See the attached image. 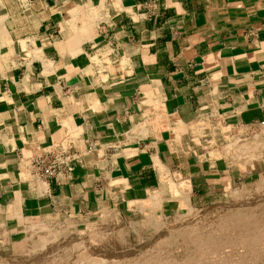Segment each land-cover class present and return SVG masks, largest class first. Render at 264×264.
Returning <instances> with one entry per match:
<instances>
[{"label":"crops","instance_id":"0c3cea01","mask_svg":"<svg viewBox=\"0 0 264 264\" xmlns=\"http://www.w3.org/2000/svg\"><path fill=\"white\" fill-rule=\"evenodd\" d=\"M219 127H264V0H0V226L157 211L184 185L192 204L264 172L215 156ZM60 146L74 173L37 176Z\"/></svg>","mask_w":264,"mask_h":264},{"label":"rangeland","instance_id":"374dc122","mask_svg":"<svg viewBox=\"0 0 264 264\" xmlns=\"http://www.w3.org/2000/svg\"><path fill=\"white\" fill-rule=\"evenodd\" d=\"M214 133H215V140L217 143H215L214 147L211 145V150L214 148V150L217 151V153H215V156H219L220 154H224L221 151L223 149L219 150V148H222L223 146H225V144H227L231 140H233V143L240 142V140L246 141L248 143H255L260 138L263 139L264 138V127H261L259 129H256V130H253V129L251 130L250 128H243V129L231 128V129H228V128L219 127L217 129H215ZM230 136H231V138H229ZM252 138H254L255 140H253ZM233 153H235V148L233 149ZM261 159L264 160V157H261ZM261 159L260 158L254 159L253 163H257V162L261 163L263 165V168H264V162ZM231 162H232V168L233 169L240 167V166H238V163L236 161H231ZM249 170H250V168H249ZM243 174L249 175L250 172H244ZM238 178H235V183H233V184L228 182L231 186V189L229 190L230 192L232 191L231 193L229 191H226L227 190L226 188L229 187L228 183H226L225 186L222 183H220V184L217 183V185L215 184V186H216L215 188H213V186L211 185V198L209 200H206V201L193 202L192 206H193V210L195 212L193 211V212H190L189 214L187 213V211L184 214H182L181 210H180L179 203L173 202L172 204L168 203L164 209L160 208L157 211H154L155 209H153V211H152L153 206L145 204L143 206L144 212H140V214H136V212H135L134 215L128 214L124 210H122V211H105V212H101L95 216L84 217V218L70 219V218H64V217H55V218L45 217V218H40V219L34 220V221H32V223L44 222L46 220V221L52 222L54 224H57L59 227H62V228H65V227L67 228L69 225V231L74 236L77 233L78 234L79 233H85L90 226H94V227L95 226H98V227L104 226L103 223H105V220L108 217H111L110 219L112 221H114L116 228H122L123 229V233L127 237V244L129 246V249H132L131 252H133L135 254L133 256H132V254H130L129 256H126V258L124 257L123 258L124 260L119 261V263H117V264H127L129 261H130L129 262L130 264H135L136 262H137V264H145L142 262H144L145 260L148 259V256H147L148 252L147 251L149 250V248L151 250L158 251L157 253H159V254L164 252L160 256V258H158V259H162L163 264L165 263V260H166L165 264H170L173 261H174V263H172V264H264V238H263L264 235H262L264 232V225L260 226V228H259L260 230H258V233H259L258 235L261 237L257 236V238H256L257 240L254 241L255 243L253 241H250L249 243L248 242L247 243H240L239 242L240 240L237 238V236H234L235 233L233 234L232 232H228L227 230H226V232L219 230L221 228L218 226V222H219L218 220L223 219L224 216L227 213L229 214V211L231 212L232 209H238L236 207H251L252 208L256 205L263 204L261 202H264V199H263L264 198V189H263V187H261V182H260L261 178H264V172H261L260 174L254 173V175H252V176L249 175V177L245 178L244 180H242L240 178V176ZM260 198L263 200L262 201L259 200ZM257 200H259L260 202ZM240 201L244 202L242 204V206H239V205H241ZM246 202H248V203L246 204ZM216 210H217V212H216ZM109 212L111 213V215ZM146 212H151V213H146ZM196 213H198V214H196ZM101 215H102V217H101ZM151 218H152V222L149 223ZM206 218H207V220H206ZM154 220L157 222L156 224H155ZM64 224H66V225H64ZM116 224H118V225H116ZM186 229H194V230H192V232H194V234L196 232V235H197V233H199L198 235H201L200 238L202 239V243L200 244V247L199 246H197V248L194 247L196 245L194 243L191 244L192 240L189 242L185 241V239H184L185 235H189V233H190L189 231H188L189 233L188 232L186 233ZM26 230H27V228L21 232L19 231L18 233H16V232H12L10 229L5 228L4 226H0V260H4L3 258L7 259L10 256V254H14V252H16V251H17L19 256H21L23 254L24 248H25L24 247L25 246V244H24L25 238L27 237V231ZM176 232H177V234L174 235V233H176ZM222 232H224V233H222ZM138 233H139V235H138ZM225 233H227L228 235ZM133 234H134V236H133ZM232 234H233V236H232ZM211 236L214 238H211ZM146 237H147V239H146ZM225 237L228 239H226ZM224 238L226 241L224 240ZM138 239L140 241H138ZM210 239L213 242H217V243H219L218 241L221 240L220 243L222 245L225 244V246H223V248H222V251L216 252L215 251L216 249H214V247H212L213 242L211 243V246H210V242H211ZM149 240H151L150 241L151 243L148 242ZM156 240H157V242H156ZM233 240H235V241H233ZM7 241H8V243H7ZM168 241L171 244H169ZM208 241H210V242L208 243ZM205 242H206V244H209L210 247L208 245L204 244ZM222 242H225V243H222ZM160 243H161V245H160ZM157 245H159L160 247ZM207 246L210 249L207 248ZM198 247L200 248V250ZM207 249H209V251ZM151 250H149V251H151ZM174 250L176 252H174ZM212 250L214 251V253L212 252ZM184 251H185V253H184ZM186 251H187V253H186ZM206 251H207V253H206ZM208 252H210L212 254V256L210 255V253L208 255ZM189 256H190V258H189ZM204 256H205V258H204ZM23 257L24 256H21L20 258H22L21 260L24 263ZM175 261H178V263L177 262L175 263ZM54 262L55 261H52L53 264H57L56 262L55 263ZM32 264H38V263H32ZM39 264H41V263H39Z\"/></svg>","mask_w":264,"mask_h":264},{"label":"bare ground","instance_id":"6f19581e","mask_svg":"<svg viewBox=\"0 0 264 264\" xmlns=\"http://www.w3.org/2000/svg\"><path fill=\"white\" fill-rule=\"evenodd\" d=\"M229 138H231V136ZM254 138H252V139L255 140ZM234 148H235V153H233V149ZM222 152H225V153L229 154L232 157V160L233 161H236L238 163V165H240L241 168H245L246 166L247 167H250V166L253 165V160L254 159H256V158H260L261 159V157H264V138L263 139L260 138L255 143H248V142L242 141V140H240V142L233 143V140H231L230 142H228L226 144V146L223 148ZM262 161L264 162V160H262ZM242 173H244V172H242ZM186 180H189V179L187 178ZM260 182H261V187H263V189H264V178H261V181ZM226 189H227L226 191H229L231 189L230 184H229V187H227ZM189 193H191L190 192V187L188 185H184V186L181 187V190H178V188H177V190H175V192L172 194L173 195V198H171V200H178L180 202V210H181V213L182 214H184L186 211H187L188 214L190 212H193L194 211L193 210V206H192L193 203L191 204V202H190ZM159 197H160V194H159ZM263 199L260 198L259 200L262 201ZM259 200H257V201H259ZM157 202H158V200H157ZM243 203H244L243 201L242 202L240 201V204L241 205H239V206H242ZM247 203L248 202H246V204ZM261 203H263V204L256 205V206H254L252 208L251 207H236L238 209H232V210L229 208L231 210V212L229 211V214L227 213L224 216L223 219H219L218 220L219 221L218 222V226L221 228L219 230L224 231V232H226V230H227L228 232H232L233 234L235 233L234 236H237V238L240 240L239 241L240 243H247V242L249 243L250 241H253L254 242L255 240H257L256 239L257 236H259L258 235L259 234L258 233V230H260L259 229L260 226H263L264 225V202H261ZM12 207H14V205H12ZM153 209H155L154 206L152 208V211H153ZM216 212H217V210H216ZM146 213H151V212H146ZM196 214H198V213H196ZM20 215H19V217H20ZM110 215H111V213H110ZM101 217H102V215H101ZM108 218L105 220V223H103L104 226H99V227L98 226H95V227L94 226H90L85 233H79V234L77 233L74 236L69 231V225H68L67 228L66 227L65 228H62V227H59L57 224H54V223L49 222V221H46V220L44 222H35V223H32L31 222L26 227L27 228V230H26L27 231V237L25 238V243H24L25 244V246H24L25 248H24V252L21 255V256H24L23 257L24 258V263L21 260L22 258H20L21 256H19L18 253H17V251H16V252H14V254H10V256L7 259L3 258L4 260H0V264H32V263H38V264L39 263H41V264H50L51 263V264H53L52 261H55L57 264H117V263H119V261H123L124 260L123 259L124 257L126 258V256H129L130 254H132V256L135 255V254L133 252H131L132 249H129V246L127 244V237L123 233V229L122 228H116V226L114 224V221H112L110 219L111 217H108ZM206 220H207V218H206ZM150 222H152V218L150 219L149 223ZM156 223L157 222L155 221V224ZM64 225H66V224H64ZM116 225H118V224H116ZM4 226H6V225H4ZM192 230H194V229H186V233L188 231L190 233L188 232L189 235H185L184 234L185 235V238L184 239H185L186 242L187 241L189 242V241L192 240L191 241L192 242L191 244L194 243L196 245L194 247H196V248H197V246L200 247V244L202 243V239L200 238L201 235H198L199 233H197V235H198L197 236L196 235V232L194 234V232H192ZM224 232H222V233H224ZM176 234H177V232L174 233V235H176ZM225 234H227V233H225ZM233 234H232V236H233ZM138 235H139V233H138ZM262 235H264V232H263ZM133 236H134V234H133ZM259 237H261V236H259ZM211 238H214V237L211 236ZM225 238H224V240H225ZM146 239H147V237H146ZM226 239H228V238H226ZM138 241H140V240L138 239ZM150 241L151 240H149L148 242H150ZM220 241H218L219 243H217V242H213L211 240V242L208 241V243L210 242V246H211V243L213 242L212 247H214V249H216L215 251L218 252V251H222L223 246H225V244L222 245L220 243ZM233 241H235V240H233ZM156 242H157V240H156ZM7 243H8V241H7ZM222 243H225V242H222ZM169 244H171V243L169 242ZM204 244H206V242ZM160 245H161V243H160ZM206 245L209 246V244H206ZM157 246H159V245H157ZM208 246H207V248L210 247V246L209 247ZM209 249H207V250L209 251ZM149 250H151V249L149 248ZM149 250L147 251L148 252V254H147L148 259L145 260L144 262H142V261L141 262L142 263H145V264H163L162 259H158V258H160V256L164 252H162V253L159 254V253H157L158 251H154V250L149 251ZM199 250H200V248H199ZM213 250H212V252L214 253ZM174 252H176V251L174 250ZM184 253H185V251H184ZM186 253H187V251H186ZM206 253H207V251H206ZM209 253L210 252H208V255H209ZM210 255L212 256L211 253H210ZM189 258H190V256H189ZM204 258H205V256H204ZM176 262L178 263V261H175V263ZM165 263H166V260H165ZM172 263H174V261ZM172 263H170V264H172ZM135 264H137V262Z\"/></svg>","mask_w":264,"mask_h":264},{"label":"built area","instance_id":"2783aa9c","mask_svg":"<svg viewBox=\"0 0 264 264\" xmlns=\"http://www.w3.org/2000/svg\"><path fill=\"white\" fill-rule=\"evenodd\" d=\"M79 162L80 157L73 150L60 146L35 159L33 167L37 176L49 180L61 174L71 175Z\"/></svg>","mask_w":264,"mask_h":264}]
</instances>
